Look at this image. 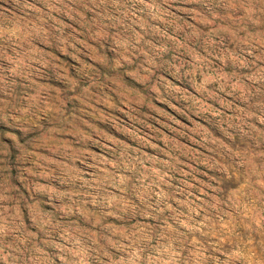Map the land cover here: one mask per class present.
<instances>
[{"label": "rangeland", "instance_id": "obj_1", "mask_svg": "<svg viewBox=\"0 0 264 264\" xmlns=\"http://www.w3.org/2000/svg\"><path fill=\"white\" fill-rule=\"evenodd\" d=\"M0 264H264V0H0Z\"/></svg>", "mask_w": 264, "mask_h": 264}]
</instances>
